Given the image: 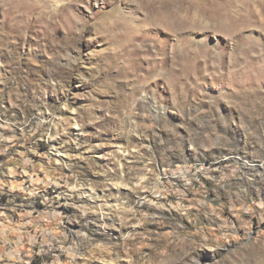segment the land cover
I'll return each mask as SVG.
<instances>
[{
    "label": "rangeland",
    "instance_id": "rangeland-1",
    "mask_svg": "<svg viewBox=\"0 0 264 264\" xmlns=\"http://www.w3.org/2000/svg\"><path fill=\"white\" fill-rule=\"evenodd\" d=\"M2 207L28 264H264V0H0Z\"/></svg>",
    "mask_w": 264,
    "mask_h": 264
},
{
    "label": "crops",
    "instance_id": "crops-1",
    "mask_svg": "<svg viewBox=\"0 0 264 264\" xmlns=\"http://www.w3.org/2000/svg\"><path fill=\"white\" fill-rule=\"evenodd\" d=\"M6 205V204H5ZM13 208H0V264H27L20 262L23 259V248L16 242L17 238V222L23 221L19 219V213ZM21 217V216H20ZM25 221V219H24ZM20 223V222H19ZM19 255V257H17Z\"/></svg>",
    "mask_w": 264,
    "mask_h": 264
},
{
    "label": "built area",
    "instance_id": "built-area-1",
    "mask_svg": "<svg viewBox=\"0 0 264 264\" xmlns=\"http://www.w3.org/2000/svg\"><path fill=\"white\" fill-rule=\"evenodd\" d=\"M37 263L41 264V262H39V261H38ZM27 264H28V263H27Z\"/></svg>",
    "mask_w": 264,
    "mask_h": 264
},
{
    "label": "trees",
    "instance_id": "trees-1",
    "mask_svg": "<svg viewBox=\"0 0 264 264\" xmlns=\"http://www.w3.org/2000/svg\"><path fill=\"white\" fill-rule=\"evenodd\" d=\"M34 261H37V260L34 259Z\"/></svg>",
    "mask_w": 264,
    "mask_h": 264
}]
</instances>
